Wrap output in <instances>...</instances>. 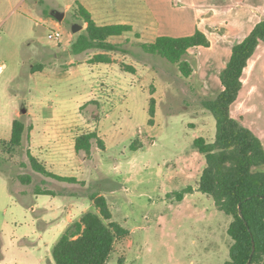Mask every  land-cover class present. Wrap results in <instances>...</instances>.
Wrapping results in <instances>:
<instances>
[{"label":"rangeland","instance_id":"374dc122","mask_svg":"<svg viewBox=\"0 0 264 264\" xmlns=\"http://www.w3.org/2000/svg\"><path fill=\"white\" fill-rule=\"evenodd\" d=\"M172 1L0 0V264H53L52 247L64 231L59 227L94 210L92 192L105 196L112 220L130 231L115 242L107 264H223L228 259L225 226L231 218L211 197L202 214L190 200L165 197L166 190L182 187L183 181L165 188L164 180L188 164L183 157L194 138L215 136V119L200 100L220 91L218 76L225 67L224 58L202 63L199 50L189 49L186 58L194 70L184 77L176 64L143 51L140 44L158 35L193 34L181 25L193 18L195 30L206 34L226 29L219 22L200 25L195 11ZM76 2L98 25L126 23L134 30L107 39L119 45L117 50L74 53L72 43L86 27L75 16ZM53 11L64 18L58 21ZM75 23L82 28L73 33ZM150 26L155 30L143 29ZM54 30L60 39L47 38ZM99 54L108 61L98 62ZM242 82L232 114L245 118L264 140V45L247 63ZM151 97L153 125L148 123ZM14 119L25 125L19 146L8 142ZM88 132L98 138L88 152L77 153L75 137ZM28 148L48 170L75 176L77 182L36 172ZM198 160L193 181L203 163ZM36 187L52 194H35ZM172 219L179 222L167 223Z\"/></svg>","mask_w":264,"mask_h":264},{"label":"trees","instance_id":"16d2710c","mask_svg":"<svg viewBox=\"0 0 264 264\" xmlns=\"http://www.w3.org/2000/svg\"><path fill=\"white\" fill-rule=\"evenodd\" d=\"M74 13L86 23L85 31L79 33L72 43L74 53L92 48L117 50L119 45L107 39L133 29L130 24L98 25L79 2H76ZM260 43H264V17L247 36L232 45L230 57L218 76L222 89L200 100L202 107L215 119L213 141L209 142L201 136L193 140V147L205 159L197 190L209 195L215 207L231 218L227 227L231 242L228 246V259L223 264H246L249 258L250 264H264V143L231 115V106L242 88L244 69ZM140 46L144 52L176 64L181 74L189 77L194 70L193 64L186 58L189 49L208 47L210 41L203 31L196 29L187 36H157L154 41L142 42ZM95 59L98 62L108 61L102 54ZM155 103L151 97L148 107V123L151 125L154 123ZM24 129L22 121L13 120L8 141L10 146L21 144ZM97 138L95 132L78 135L74 141L75 151L88 152L91 141ZM27 157L36 172L59 181L77 182L74 176H62L49 171L29 148ZM192 191V186H186L167 197L180 201ZM34 193L52 194L39 187H36ZM89 197L93 201L94 210L83 213L63 231L52 247L53 264H107L115 242L128 235L127 229L112 220L111 210L103 195L92 192ZM253 244L255 249L252 253Z\"/></svg>","mask_w":264,"mask_h":264},{"label":"crops","instance_id":"0c3cea01","mask_svg":"<svg viewBox=\"0 0 264 264\" xmlns=\"http://www.w3.org/2000/svg\"><path fill=\"white\" fill-rule=\"evenodd\" d=\"M177 2L180 3L181 5L187 6L189 8V10L195 11V13H196L195 18L199 17L198 21H199L200 25L207 26V24H209V23L212 24V23L219 22V23L223 24L226 28L222 34L217 35V36L211 35L212 33H210V31L207 30L209 34H206L205 32L204 33L207 35V37L210 41V46H208V47L197 46V47L191 48V49H198L199 50L198 59L202 63H209V62L215 63V62H218L219 60L224 58V60H225L224 64H226V62L228 61L230 54H231L232 45L235 42L241 41L245 36H247L249 34V32L252 30V28L254 27V25L264 17V0H228V1H226L227 3L219 2L218 4H214L210 0H179ZM170 4H173L172 0H171ZM216 8H217V11H213V9H216ZM260 12H262V15H263V17L261 19L258 17V14ZM174 19H175V16L172 18V20H174ZM195 22H196V20H195ZM195 22H194V18H193L190 21L183 22L181 25H182V28L187 29V32H192V31H195V26L197 25ZM120 24H126V23H120ZM132 28H133V26H132ZM143 29L148 30V31H154L155 30V28H152V26L144 27ZM132 30H134V29H132ZM140 33H142V30L140 31ZM143 36H144V34H143ZM158 36H161V35H158ZM156 37H153V38L155 39ZM261 45H264V43H260L258 45L256 51L254 52V54L252 55V57L249 60H251L255 56L258 48ZM249 60H248V62H249ZM244 71H245V69H244ZM243 74H244V72H243ZM242 77H243V75H242ZM241 80H242V78H241ZM219 85L220 86H219L218 91L222 89L220 81H219ZM242 86H243V82H242ZM241 90H242V88H241ZM241 90L238 94L237 100L231 106V115H232V117H234L236 119H238L240 116H237V117L234 116L232 114L233 113L232 111H233L234 104H236V102L238 101V99L241 95ZM238 115H240V113ZM243 119H244V121L240 120L241 123L244 126H246L247 128H249L253 133H255L264 143V140L262 139L260 134L252 126H250L249 124L246 123L247 121L245 118H243ZM201 137H203V136H201ZM213 139H214V137H213ZM213 139L212 140L206 139V140L210 142V141H213ZM74 141H75V139H74ZM199 157H201L203 163H202L201 170L198 174V177L196 178V180L193 181L192 177H193L194 173H196V170L199 168V166L201 164V162H198ZM184 160L189 161L188 164L187 165L184 164L185 165L184 168L180 167V169H178V170H172L171 173H169L167 178L164 180L165 181L164 186H165V188L173 187L177 183H180L182 181H183V184L181 185L182 186L181 189L185 188L186 186H192L193 191L191 193L185 194L183 199L178 201V202H182V201L188 202L190 200V201H192V204H193L192 208H199L200 214H202L201 210H203L205 213V210H208V209L206 207H204L203 203L208 202L210 200V198H209L210 196L207 194H203L197 190L199 177H200V174H201V172L205 166L204 156L202 154H200L199 152H197L196 149L193 147L190 150V153L188 155H186L185 157H183V161ZM173 189L174 188H172L170 190L171 192L166 190L167 192H166L165 197H167L168 194H171V193L176 191ZM100 195H102V194H100ZM189 196H192L193 198H190ZM195 201H197V203ZM213 203H214V201H213ZM215 213L216 212L210 213V216L213 217V215ZM230 221L231 220H229V222ZM177 222H179L178 219H172V220L167 221V223H169L170 225L176 224ZM229 222H228V224H229ZM228 224L225 226L226 233H227ZM58 225H60V223H58ZM66 226L59 227V228H62L63 230H65L68 227V226L67 227ZM220 227H221V224L219 225V228ZM62 229L60 231H62ZM125 229H127V228H125ZM56 232H57V230H56ZM224 232H225V229H224ZM222 238H223V243L226 242L223 236H222ZM220 251H221L220 249L217 250V252H220Z\"/></svg>","mask_w":264,"mask_h":264},{"label":"water","instance_id":"95a60500","mask_svg":"<svg viewBox=\"0 0 264 264\" xmlns=\"http://www.w3.org/2000/svg\"><path fill=\"white\" fill-rule=\"evenodd\" d=\"M51 15L54 18H56L58 21H61L64 18V13L63 12H59V11H53L51 13ZM81 28H82L81 25L75 23V24H73L71 30H72L73 33H75L77 31H79ZM239 214H240V216L242 215V213H241L240 210H239ZM254 249H255V247H254V244H253V246H252V253L254 252ZM246 264H250V258H249V260H248V262Z\"/></svg>","mask_w":264,"mask_h":264},{"label":"built area","instance_id":"2783aa9c","mask_svg":"<svg viewBox=\"0 0 264 264\" xmlns=\"http://www.w3.org/2000/svg\"><path fill=\"white\" fill-rule=\"evenodd\" d=\"M47 38L50 40H56L61 38V33L58 30L51 31L47 34ZM3 63L0 61V71L2 69Z\"/></svg>","mask_w":264,"mask_h":264}]
</instances>
